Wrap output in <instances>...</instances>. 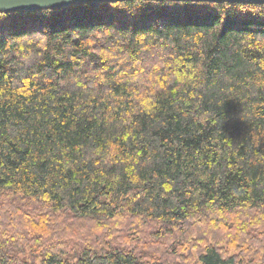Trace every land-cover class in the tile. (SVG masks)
Masks as SVG:
<instances>
[{
    "label": "trees",
    "instance_id": "1",
    "mask_svg": "<svg viewBox=\"0 0 264 264\" xmlns=\"http://www.w3.org/2000/svg\"><path fill=\"white\" fill-rule=\"evenodd\" d=\"M0 264H264V4L0 12Z\"/></svg>",
    "mask_w": 264,
    "mask_h": 264
},
{
    "label": "water",
    "instance_id": "2",
    "mask_svg": "<svg viewBox=\"0 0 264 264\" xmlns=\"http://www.w3.org/2000/svg\"><path fill=\"white\" fill-rule=\"evenodd\" d=\"M133 0H0V12L17 11H40L44 9H61L79 3H117ZM164 1V0H148ZM171 1H190V2H210V3H260L264 0H171Z\"/></svg>",
    "mask_w": 264,
    "mask_h": 264
}]
</instances>
